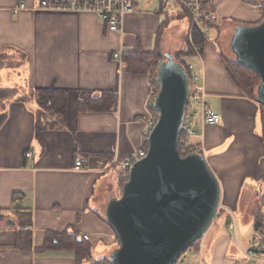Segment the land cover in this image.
Returning a JSON list of instances; mask_svg holds the SVG:
<instances>
[{
    "label": "crops",
    "instance_id": "1",
    "mask_svg": "<svg viewBox=\"0 0 264 264\" xmlns=\"http://www.w3.org/2000/svg\"><path fill=\"white\" fill-rule=\"evenodd\" d=\"M37 2L0 0V264H77L72 251L42 249L47 233L89 235L92 260L84 263L89 264L101 260L94 250L112 254L118 248L106 216L124 184L117 162L141 147L149 93L159 89L155 69H131L126 53L167 47L165 59L156 62L167 60L169 38L180 48L182 37L172 24L181 13L175 6H142L126 17L122 32H113L94 14L35 9ZM210 2L220 18L210 31L214 37L201 56L188 55L196 61L187 56L185 61L203 75L205 101L221 122L199 119L193 141L229 202L244 187L255 232L259 203L264 219L261 105L228 72L225 61L231 57L224 46L237 25L258 20L263 1ZM122 49V57L115 58ZM54 88L68 91L64 114L40 110L35 99H20L33 89ZM82 91L95 98L110 93L108 110L80 109ZM77 156L85 158L84 169L75 168ZM229 242L225 236L214 245L212 264L236 263L227 256Z\"/></svg>",
    "mask_w": 264,
    "mask_h": 264
},
{
    "label": "water",
    "instance_id": "2",
    "mask_svg": "<svg viewBox=\"0 0 264 264\" xmlns=\"http://www.w3.org/2000/svg\"><path fill=\"white\" fill-rule=\"evenodd\" d=\"M230 47L235 62L259 75L256 100L264 106V19L237 25ZM157 83L159 116L148 154L132 166L120 197L107 207L118 241L113 264H174L207 234L220 211V182L205 156L179 150L189 81L170 53L158 67Z\"/></svg>",
    "mask_w": 264,
    "mask_h": 264
},
{
    "label": "built area",
    "instance_id": "3",
    "mask_svg": "<svg viewBox=\"0 0 264 264\" xmlns=\"http://www.w3.org/2000/svg\"><path fill=\"white\" fill-rule=\"evenodd\" d=\"M24 6V5H22ZM157 6L158 9L165 10L171 6L179 8L189 20V43L198 56H201L202 50L205 48L206 43L211 39L209 34L211 29L219 25V15L212 7L210 0H38L37 4L33 7L35 9L54 11V12H69V13H89L94 14L101 18L108 28L113 32H122L125 19L128 15L134 14L140 10V8ZM21 8V7H20ZM258 10L263 9V5H257ZM18 11V8L15 9ZM197 33L204 37V41L201 43H195L194 34ZM124 49L115 53L114 57L120 59L123 55ZM185 65L183 67L186 70L189 81V97L186 104V112L181 127L179 146L182 147L183 153L193 152L201 153L200 145L195 144L193 139L196 137V127L199 124V119L203 123L209 125H217L221 122V116L211 109L205 101V90L201 82L203 75L193 74L194 66L190 63L183 61ZM159 89H151L146 105L147 117L144 123L142 132L141 147L132 153L128 158L123 161L117 162L119 178L122 183H125L130 178V172L132 166L144 158L149 151L150 137L154 127L158 122V112L154 108V103L157 97ZM31 153H27V157H30ZM75 168L81 170L85 168V158L77 156L75 158ZM18 201V200H17ZM224 209L230 216L228 228L235 232L236 240L239 250L243 254L246 264H264V226L253 233V236L249 244L245 247L237 237V225L236 217L233 212L227 208ZM206 236V235H205ZM205 236L198 240L193 247L184 251L175 261L174 264H193V259L188 257V254L194 252L196 248L197 254L195 257L199 258V264H210L205 259L204 246ZM85 240H89V235L82 237ZM89 264H113L109 261H96Z\"/></svg>",
    "mask_w": 264,
    "mask_h": 264
},
{
    "label": "trees",
    "instance_id": "4",
    "mask_svg": "<svg viewBox=\"0 0 264 264\" xmlns=\"http://www.w3.org/2000/svg\"><path fill=\"white\" fill-rule=\"evenodd\" d=\"M258 20L253 24H257L261 22ZM166 25V23H165ZM195 42L201 43L204 41V37L197 33L194 34ZM188 38V37H187ZM188 42V40H187ZM188 46V53L192 54L193 51ZM188 54V55H189ZM161 51L160 46H158L152 52H142V51H131L126 53V58L129 62V65L132 68H141L142 70H148L149 68H155V63L158 59L161 58ZM187 55V56H188ZM155 59V60H154ZM225 65L228 69L230 75L234 78V80L240 85V87L252 98L257 97V87L260 83L259 75L253 71L252 69L245 67L237 62L234 61H225ZM157 68V67H156ZM67 96L68 91L62 89H33L30 93L22 96L20 99L27 102V100L35 99L40 107V110H44L45 112H54L58 114H64L66 107H67ZM107 96H109L107 98ZM104 98V99H102ZM111 99L112 96L109 93H103L100 98L93 97L91 92L82 91L80 93L79 98V106L80 109H93V110H108V106L111 104L109 103L108 99ZM104 101V102H103ZM102 102V103H101ZM261 119H262V137L264 139V106H261ZM37 137L41 140V128L39 125L37 126ZM179 150L183 153L182 147L179 146ZM193 152H185L183 156L189 155ZM123 185V184H122ZM264 195V193H263ZM262 204L259 203L257 206L256 211L254 212V227L255 231L260 230L264 226V219L260 213ZM225 215L226 223H229L230 216L225 210H220L217 219L221 216ZM1 220V216H0ZM27 243H31V236H27ZM43 250H66L72 251L75 254V258L77 260V264H84L87 261L92 260V245L89 241L80 238L78 234H54V233H47L45 237L44 246L42 247ZM100 261V260H97ZM108 261V260H104ZM96 262V261H95ZM112 263V261H109Z\"/></svg>",
    "mask_w": 264,
    "mask_h": 264
},
{
    "label": "rangeland",
    "instance_id": "5",
    "mask_svg": "<svg viewBox=\"0 0 264 264\" xmlns=\"http://www.w3.org/2000/svg\"><path fill=\"white\" fill-rule=\"evenodd\" d=\"M262 1H263V3H262L263 9L262 10L259 9L258 12H257L258 20H261L264 17V0H262ZM233 4L234 3L231 2L228 5H233ZM171 7H173V6H171ZM171 7H169V8H171ZM180 15L181 16H179L177 19H175L176 20L175 23L172 24V26L177 29L176 33H178L179 38L182 37L181 40L179 41L180 48L173 47V44H174L173 42L175 41L174 37L169 38V41H167V43H168V51L170 50L172 52L171 54L173 55L174 60L176 62H180L181 63V62H183L185 60V57L189 54L188 53V46H187V44L189 43V39L187 38L188 37V32H189V20L184 14L181 13ZM257 21L255 20L254 22H257ZM212 36L214 37V31H212L209 34V38L211 39ZM230 37L231 36H229L227 38V44H225L224 47H225L226 53L231 57V61H234L235 55H234V53H232V51H231V49L229 47V43L231 41ZM187 40H188V42H187ZM223 42H224V40H222V44H223ZM189 46L192 49L190 43H189ZM166 48L167 47H165V49ZM165 49L163 51V50H161V47H160V51L162 53L160 59H165L164 52H167L166 51L167 49L166 50ZM222 49H223V47H222ZM192 51H193V49H192ZM194 60H195V58L190 57V56L187 58V61H194ZM226 61H230V60H226ZM155 63H157L156 65L160 64L159 61L155 62ZM154 69H155V72H157L156 67L153 68V70H152L153 72H154ZM192 73L194 74L195 72H192ZM201 149H200V151H201ZM206 157H208V155H206ZM220 184H221L220 185L221 186V196L223 197V202H224L222 204L223 206L221 208H227L228 210H230L231 212H233L235 214L236 225H237V237L241 241L242 245L246 247L249 244V242H250V240H251V238L253 236V233H254L253 226H252L253 225L252 224V217H251V214L253 213L252 212V208H253L252 205L253 204L252 205H251V203L248 204V202H246L245 199H243V197H244V187H243V189H241L242 191L241 190L237 191L236 195L235 196L233 195L234 197H232V199H231V200H233V204H232V202L228 201L227 193H226V196L224 197V194H225L226 190L223 187V184L222 183H220ZM255 186H258V185L256 184ZM220 210H224V209H220ZM227 227H229V226L226 223L225 215H223L219 219L215 220L214 224L211 226V228L209 229V231L207 232V234L205 236L206 241H205V246H204V254H205V258L209 261L210 264H212L213 247H214V245L221 238H224L225 236H229L230 237V242L228 244L229 247H228V250H227V256L231 257L234 260H236V263H234V264H243V261H245V258L243 256V254L239 250L235 232L230 230ZM191 247H193V245ZM194 249L195 250H194V252L192 254H190V252H189L188 257L191 256V258L193 259V261H192L193 264H198L199 263V258L195 257V255L197 254V251H196L195 247H194ZM114 251H111V252H114ZM93 254H94V256L96 258H101V260L112 261V254L113 253L112 254H110V253L104 254L103 252H99V251L94 250Z\"/></svg>",
    "mask_w": 264,
    "mask_h": 264
}]
</instances>
